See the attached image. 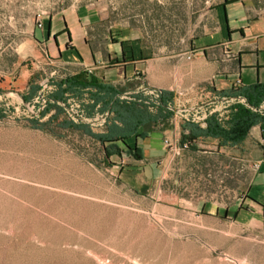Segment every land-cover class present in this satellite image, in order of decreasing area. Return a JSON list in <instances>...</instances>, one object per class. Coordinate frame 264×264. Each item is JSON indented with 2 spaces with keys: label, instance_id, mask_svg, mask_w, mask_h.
I'll return each instance as SVG.
<instances>
[{
  "label": "rangeland",
  "instance_id": "1",
  "mask_svg": "<svg viewBox=\"0 0 264 264\" xmlns=\"http://www.w3.org/2000/svg\"><path fill=\"white\" fill-rule=\"evenodd\" d=\"M212 1L0 0V264H264V232L226 211L252 171L244 150L180 149L146 189L125 158L103 160L96 139L56 123L103 121L74 98L49 103L52 69L32 38L37 21L77 3L187 32Z\"/></svg>",
  "mask_w": 264,
  "mask_h": 264
},
{
  "label": "crops",
  "instance_id": "2",
  "mask_svg": "<svg viewBox=\"0 0 264 264\" xmlns=\"http://www.w3.org/2000/svg\"><path fill=\"white\" fill-rule=\"evenodd\" d=\"M32 38L43 52L39 63L52 69L49 103L71 97L85 115L104 114L99 129L67 118L58 125L67 120L83 125L85 133H99L122 125L114 119L115 100L151 103L143 124L104 142L107 155L99 147L103 160L125 158L123 168L146 189L164 157L180 149L211 156L214 147L225 159L226 150H244L252 171L226 211L264 232V110L253 109L264 100V0H213L191 30L176 34L144 29L101 5L77 3L46 15ZM233 103L258 115L244 137L222 143L204 133L205 118L213 114L224 123Z\"/></svg>",
  "mask_w": 264,
  "mask_h": 264
},
{
  "label": "trees",
  "instance_id": "3",
  "mask_svg": "<svg viewBox=\"0 0 264 264\" xmlns=\"http://www.w3.org/2000/svg\"><path fill=\"white\" fill-rule=\"evenodd\" d=\"M113 105L112 111L114 113V119L122 124L121 126L110 125L99 133L85 130L89 135L98 139L99 147L104 155H107V148L104 142L122 139L129 130L133 131L135 126L143 124L145 114L147 113V107L151 105V103L141 99H119L115 100ZM231 109L232 111L224 123L218 121L213 114L205 118L206 125L203 128V132L218 137L220 141L222 140V143L231 142L234 144L240 141L244 137L247 128L254 123L258 115L255 111L239 103H233ZM31 124L39 126L35 120L31 121ZM60 125L76 127L81 130L84 129L83 125L74 124L67 120H61ZM127 125L129 127H127Z\"/></svg>",
  "mask_w": 264,
  "mask_h": 264
},
{
  "label": "built area",
  "instance_id": "4",
  "mask_svg": "<svg viewBox=\"0 0 264 264\" xmlns=\"http://www.w3.org/2000/svg\"><path fill=\"white\" fill-rule=\"evenodd\" d=\"M37 25H40L41 23H40V21H37V23H36ZM253 109L254 110H258V111H261V110H264V100L258 105V106H254L253 107ZM78 117V119H80V120H83V121H89L90 120V118H84V117H82V116H77ZM195 117V116H194ZM95 120H101V122H102V124L104 123V114H99L98 116H96L95 118H94ZM91 122H93L92 121V119L90 120ZM264 141V138L263 137H261L260 138V140H259V142H263ZM166 142V141H165Z\"/></svg>",
  "mask_w": 264,
  "mask_h": 264
}]
</instances>
